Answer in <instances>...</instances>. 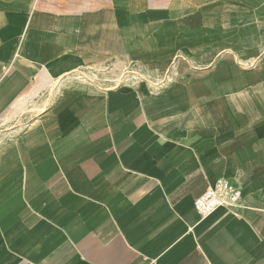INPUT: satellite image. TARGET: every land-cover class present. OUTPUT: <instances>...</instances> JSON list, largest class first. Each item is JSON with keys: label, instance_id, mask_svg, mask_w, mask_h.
I'll return each mask as SVG.
<instances>
[{"label": "crops", "instance_id": "crops-1", "mask_svg": "<svg viewBox=\"0 0 264 264\" xmlns=\"http://www.w3.org/2000/svg\"><path fill=\"white\" fill-rule=\"evenodd\" d=\"M0 264H264V0H0Z\"/></svg>", "mask_w": 264, "mask_h": 264}, {"label": "built area", "instance_id": "built-area-1", "mask_svg": "<svg viewBox=\"0 0 264 264\" xmlns=\"http://www.w3.org/2000/svg\"><path fill=\"white\" fill-rule=\"evenodd\" d=\"M169 72L159 81L162 85L171 81ZM241 198V190L233 186L227 179H219L193 201L194 209L202 217L207 216L219 206H235Z\"/></svg>", "mask_w": 264, "mask_h": 264}]
</instances>
